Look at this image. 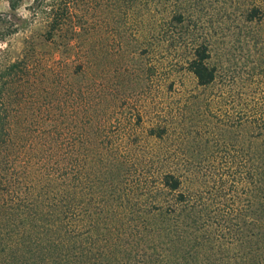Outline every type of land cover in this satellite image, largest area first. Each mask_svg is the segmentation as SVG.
<instances>
[{
  "label": "rangeland",
  "instance_id": "obj_1",
  "mask_svg": "<svg viewBox=\"0 0 264 264\" xmlns=\"http://www.w3.org/2000/svg\"><path fill=\"white\" fill-rule=\"evenodd\" d=\"M256 5L264 0H21L14 10L0 0V70L28 50L67 60L46 78L48 99L60 96L67 110L78 96L72 88H90L95 102L107 95L101 106L113 113L108 145L92 131L93 159L80 161V205L92 216L81 238L66 239L89 252L71 264H158L173 245L205 264L210 233L243 220L253 228L264 146V17H247ZM54 13L66 18L57 29ZM201 43L217 68L208 86L187 69ZM158 125L168 130L163 137L150 133ZM164 169L181 176L187 202L159 188ZM100 210L98 229L89 228Z\"/></svg>",
  "mask_w": 264,
  "mask_h": 264
},
{
  "label": "trees",
  "instance_id": "obj_2",
  "mask_svg": "<svg viewBox=\"0 0 264 264\" xmlns=\"http://www.w3.org/2000/svg\"><path fill=\"white\" fill-rule=\"evenodd\" d=\"M8 1L16 10L21 0ZM54 7L50 8L53 12ZM53 15L52 29H57L66 18ZM247 17L263 19L264 8L252 7ZM210 59L207 44L201 43L195 46L188 60L187 69L199 86H208L216 80L217 68L210 64ZM59 63L68 65L67 60L46 59L28 50L0 70V264H51L59 259L65 260L63 264H71L89 252L82 244L78 248L76 243L68 246L66 238H81L85 234L81 227L86 217L92 216L90 210H83L80 205L84 202L78 192L83 181L80 161L93 159L89 145L92 131L100 138L101 146L108 145L105 141L113 127V113L111 106H101L100 100L107 95H101L95 102L90 98V88L86 92H77L75 88L70 91V88L71 96H78L68 104L67 110H62L60 96L55 101L48 99L46 78L48 74L58 75ZM79 67L77 73L84 70L83 65ZM55 108L60 110L58 114V110L51 113ZM167 131L158 125V130L153 128L150 133L163 137ZM261 157H264L263 145L258 147L253 228L243 220L236 226L228 224L220 232L210 233L212 254L204 258L205 264H264V160ZM113 167L108 166L106 172L110 174ZM159 183L163 193L175 195L177 205L188 201L180 191L182 179L178 173L164 169ZM85 188L95 191L92 185ZM176 209L165 212L170 214ZM104 212L100 210L96 217L90 218L89 228L98 229V216H105ZM55 233L61 242L53 237ZM172 247L170 256L158 258V264H193L185 254L178 255L175 245ZM110 264L117 263L114 260ZM120 264L133 263L123 260Z\"/></svg>",
  "mask_w": 264,
  "mask_h": 264
}]
</instances>
